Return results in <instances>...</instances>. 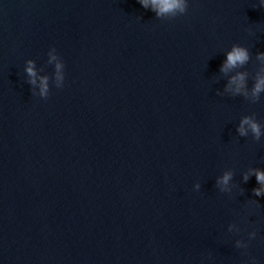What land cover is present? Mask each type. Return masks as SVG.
I'll return each instance as SVG.
<instances>
[{
  "label": "water",
  "instance_id": "1",
  "mask_svg": "<svg viewBox=\"0 0 264 264\" xmlns=\"http://www.w3.org/2000/svg\"><path fill=\"white\" fill-rule=\"evenodd\" d=\"M259 53L261 0H0V264H264Z\"/></svg>",
  "mask_w": 264,
  "mask_h": 264
},
{
  "label": "clouds",
  "instance_id": "2",
  "mask_svg": "<svg viewBox=\"0 0 264 264\" xmlns=\"http://www.w3.org/2000/svg\"><path fill=\"white\" fill-rule=\"evenodd\" d=\"M264 3V0H261ZM139 3L148 8L152 7L153 10L156 11L157 15L168 14L171 13L173 15L180 13L183 14L187 11L189 0H139ZM54 52V50H53ZM261 57H264V53H259ZM52 59H56V56L53 54ZM248 59V51L246 48L233 45V47L227 52L226 60L222 64V70L226 71L228 68L234 67L237 64H243ZM33 62L28 61V66L26 71L33 77H35V71L33 68ZM63 67L62 62H57L56 68L59 70ZM64 79L63 75L58 71L57 72V82L59 83ZM245 77L242 73L237 74L231 78L229 88H233L234 91L239 92L244 86ZM35 83V79L31 81ZM47 82L46 78H41V92L42 96H47ZM261 90H264V76H260L257 79V82L254 87V93H259ZM251 130L255 137H259L262 134V129L257 121L250 117H244L239 125L238 131L241 135L247 134V132ZM257 179V182L261 185L259 188H255L254 192L257 196L261 195L264 192V169H255L253 170ZM232 173L225 172L221 177L218 178V185L224 189L229 184ZM247 175H245V179H247ZM199 187V185H197Z\"/></svg>",
  "mask_w": 264,
  "mask_h": 264
}]
</instances>
